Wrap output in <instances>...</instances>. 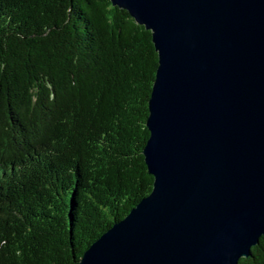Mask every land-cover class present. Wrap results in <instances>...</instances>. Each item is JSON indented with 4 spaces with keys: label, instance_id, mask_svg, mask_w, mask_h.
<instances>
[{
    "label": "trees",
    "instance_id": "1",
    "mask_svg": "<svg viewBox=\"0 0 264 264\" xmlns=\"http://www.w3.org/2000/svg\"><path fill=\"white\" fill-rule=\"evenodd\" d=\"M158 65L111 0H0V264H80L152 192Z\"/></svg>",
    "mask_w": 264,
    "mask_h": 264
},
{
    "label": "water",
    "instance_id": "2",
    "mask_svg": "<svg viewBox=\"0 0 264 264\" xmlns=\"http://www.w3.org/2000/svg\"><path fill=\"white\" fill-rule=\"evenodd\" d=\"M159 57L152 192L80 264H239L264 237V0H111Z\"/></svg>",
    "mask_w": 264,
    "mask_h": 264
}]
</instances>
